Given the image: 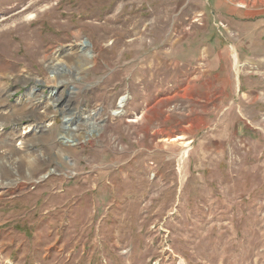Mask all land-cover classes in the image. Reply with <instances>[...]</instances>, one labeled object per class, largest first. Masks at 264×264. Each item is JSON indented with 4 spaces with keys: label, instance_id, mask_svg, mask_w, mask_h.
Segmentation results:
<instances>
[{
    "label": "rangeland",
    "instance_id": "rangeland-1",
    "mask_svg": "<svg viewBox=\"0 0 264 264\" xmlns=\"http://www.w3.org/2000/svg\"><path fill=\"white\" fill-rule=\"evenodd\" d=\"M254 6L0 0V264H264Z\"/></svg>",
    "mask_w": 264,
    "mask_h": 264
},
{
    "label": "crops",
    "instance_id": "crops-1",
    "mask_svg": "<svg viewBox=\"0 0 264 264\" xmlns=\"http://www.w3.org/2000/svg\"><path fill=\"white\" fill-rule=\"evenodd\" d=\"M244 2H245V4H246V2H250L253 6L254 5L261 6V9H259V10H262V6H264V0H259L258 3L254 0H253V2L244 0ZM254 7H258V6H254ZM249 9L250 8H247L246 5L243 4V6L241 8H238V9L233 8V10H231L230 13L234 14L236 17H239L241 15L243 17V19H245L247 21L255 20L253 17H250V15L256 14L255 10L252 11V9H250V10ZM263 13H264V9H263ZM257 15L259 16V13H257Z\"/></svg>",
    "mask_w": 264,
    "mask_h": 264
},
{
    "label": "bare ground",
    "instance_id": "bare-ground-1",
    "mask_svg": "<svg viewBox=\"0 0 264 264\" xmlns=\"http://www.w3.org/2000/svg\"><path fill=\"white\" fill-rule=\"evenodd\" d=\"M6 21V20H5ZM1 23V22H0ZM18 27V26H17ZM15 28V27H14ZM233 57H234V60H235V62H236V60H237V52L236 51H233ZM123 99L121 100V105H122V103H123ZM120 105V106H121ZM2 123V122H1Z\"/></svg>",
    "mask_w": 264,
    "mask_h": 264
}]
</instances>
